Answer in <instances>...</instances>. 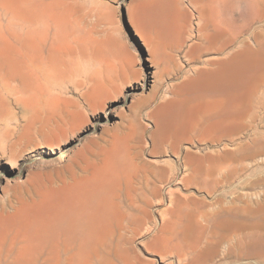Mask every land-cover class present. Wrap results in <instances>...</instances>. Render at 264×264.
Segmentation results:
<instances>
[{
  "label": "bare ground",
  "instance_id": "1",
  "mask_svg": "<svg viewBox=\"0 0 264 264\" xmlns=\"http://www.w3.org/2000/svg\"><path fill=\"white\" fill-rule=\"evenodd\" d=\"M185 1L188 42L180 82L155 101L153 92V103L136 100L131 111L144 120L138 127L130 120L116 127L121 134L108 138L113 141H88L66 174L56 171L51 178L46 171L44 179L60 184L45 190L31 160L43 148L69 142L88 113L105 110L126 78L125 64L114 67L104 55L115 39L97 28L104 16L99 0H0V176L9 186L5 171L17 175L26 166L25 189L19 187H38L26 216L0 219V264H264V222L257 217L264 203L256 200L264 184L233 186L242 168L238 177L195 182L200 164L214 160L217 148L244 146L225 142L232 124L264 108V0H247L240 14L234 13L237 0ZM143 3L132 6L130 20L148 56L152 88L162 80L156 68L161 49L184 46V14L177 0ZM148 147L151 160L140 161ZM163 147L181 166L180 176L167 183L154 163ZM200 147L211 153L197 155ZM216 171L222 172L214 167L206 178ZM171 182L196 186L210 200L169 189L168 208L157 222L152 199ZM120 193L125 206L117 202ZM146 235L150 239L142 242Z\"/></svg>",
  "mask_w": 264,
  "mask_h": 264
},
{
  "label": "rangeland",
  "instance_id": "2",
  "mask_svg": "<svg viewBox=\"0 0 264 264\" xmlns=\"http://www.w3.org/2000/svg\"><path fill=\"white\" fill-rule=\"evenodd\" d=\"M142 1L144 2L145 0H99L100 3L98 2L99 4H97L96 7L99 13L101 12L100 10H102L99 16H102V14L104 16L101 17V20L103 19V21H101L98 16V20H100L101 22L97 20V28L98 30H100V28L102 27V30H100L102 32V35L104 33L107 35L111 34L109 36V39L110 37H114L115 39H110L113 42L109 43V47H106V50L104 49V55L107 57L109 62L111 61L112 63H114V67L119 66L121 62H123L122 64H125L124 67H122L123 69H125L126 78L121 79L116 85L119 89L123 87V90L121 91L118 89L116 91L117 93H115L114 98H111V100L109 99L110 101L106 100V102H108H105L106 104L104 111H95L96 114L88 113V117L90 119L88 118L89 120L87 119V122L81 124L80 129L82 131L79 129V131L74 134L75 136H68L69 142H64V144L60 143V145L58 144L56 146H53L51 150H49L48 148L39 150V153L31 160L30 165L33 166V171L36 173H40L41 178H43L39 185L40 188L44 186L43 188L47 190V186L60 184L59 180H55L54 182H52V179L49 178V180L51 181L50 182L48 179H44L48 174L47 172L50 173V176L54 173L55 175H57L56 171H59L58 174H66V169L70 165H72V163L74 164L78 151L85 144H87L88 141H94L95 138L97 142L101 144L106 143V141L110 142L109 140L111 139L108 140V138L113 137L112 139H114L116 135L121 134V132L119 133L120 129L118 130V128H121L120 125H124L126 127V125H128V121L132 120L133 124L137 123L134 124V126L138 127L139 121L144 122L143 119L140 120L137 115H134L135 111H131V106L134 103L137 104L136 100H138V98L140 99L149 97L151 98L150 101L152 100L151 102L153 103V92H158L156 93V97L154 95L155 101L159 97V95L162 94V92H164L165 90H169L171 87L177 85L180 82V78L185 68L184 54L187 47L186 42H188V39L185 37L183 27L184 21L187 17V12L189 11V7L186 5L185 0H177L178 2H180L179 6L181 12L185 15L180 16V23L182 26L180 33V42L183 43L184 46L182 48H179L178 51L171 53L165 51L164 49H161V51L158 53V58L156 59V68L159 74L162 76V80L157 81V83L154 85L155 87L152 86L151 88L149 83V81L151 80V74L149 73L150 64L147 61L148 56L144 51L141 42L135 36L130 20L132 13L131 9H133L132 6L136 4L142 5ZM247 6V0H237L234 6V13L240 14L244 12L247 9ZM99 23L101 24L100 26ZM103 36L105 37L106 35ZM117 61L119 63H117ZM143 85L146 86L145 91L141 90V86ZM130 114L132 117H137L135 121L130 117ZM122 118L123 121L121 120ZM115 129L117 130L113 131ZM230 130V135L227 138H224L225 142L229 144V141L233 140L234 142H239V140H241V144L243 142L245 143H243L244 146L242 145L243 147L241 149H236V146L229 144L227 145L228 147L224 150H221V147L219 149L217 148L216 150L219 153L214 160H206L200 164L199 172H197L195 175V182L211 183L212 181L221 179L223 176H237L238 173H242L239 172V169L242 168L245 174L242 177L233 179V186L238 185L237 188H239L240 186L247 185L248 183L253 181H258L259 183L264 184V108H255V110L253 109L250 114L243 117L242 120L234 122ZM112 131L115 132V134H111ZM252 134H254L255 136L253 137ZM135 138L133 139L135 143L132 142L131 144H133V146L136 148V141L138 142V140ZM104 145L106 144H103V146ZM148 148L146 149L147 151L145 150V154L141 155L142 157L140 161L151 160V156L147 153H150L153 148L151 147L152 149L149 148V150ZM134 150L136 149H133V151ZM211 150L212 149L206 150L205 147H200L195 153L197 155L200 153L199 155L204 156L207 155V153L209 155L211 153ZM155 152H158L156 156L161 155L159 158H156L157 160L154 163L157 165V167L164 169L165 173L167 174V177H165L166 183L168 182L167 180L171 175L178 174L180 176L181 166L174 155L168 153L169 147H163L159 149V151H157L156 149ZM159 152L163 154H159ZM222 154H224V156ZM66 165L67 168L65 167ZM214 167L216 169L220 168L222 172L220 173L216 171L214 172L211 179H207L206 173ZM254 169H259L256 176L249 177V173L251 174V171ZM236 170L238 171V173L236 172ZM51 171L53 173H51ZM18 172L19 173L16 175V172L10 173L8 171H5L4 176L9 178V180L11 181V185L9 186L5 185V180L0 176V219L2 220H4L5 217L9 218V216H26L31 211L35 201L37 200V186V188L35 187V189L30 188L29 190L27 189L25 191V186H22V184L24 185V182L26 183L27 180L26 166L21 167ZM53 176L54 175H52L51 178H53ZM16 178L17 180L19 179V184L15 183V181H17ZM43 182L45 183V185ZM19 186H22L24 189ZM166 186L162 192V197L160 196L158 198L156 197L152 199V201L154 202L152 219L157 222L161 219L162 212L168 208V204L165 199V192H167L169 189L175 190L178 188L183 194L192 195L194 198H205L207 200H210L207 198L206 194L198 192L196 186H191L188 189H182V187L178 186L177 182H171ZM14 187L16 188L14 189ZM44 189L42 191H44ZM262 189L264 190L263 186ZM244 191L249 192V189H246ZM120 195L121 193L119 194L117 202L121 203L122 206H125V197L121 196L120 198ZM256 200L258 201L259 205L261 203H264V194L260 195V197H258V199ZM259 215L260 216L257 215V217L261 220V222H264V208L261 209ZM261 233L264 236V229L261 230ZM149 235L152 236V233ZM149 235H146V237L144 236L145 238L143 237L144 240H142V242L148 241V239H150ZM140 243L141 242H139L138 244V241L137 243H135V245H137L135 246V249L137 252H140L141 257L144 259L146 258V255L144 254L143 247L140 245ZM142 251L143 253H141Z\"/></svg>",
  "mask_w": 264,
  "mask_h": 264
}]
</instances>
